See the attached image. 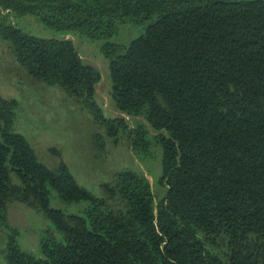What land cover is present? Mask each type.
Wrapping results in <instances>:
<instances>
[{
    "label": "trees",
    "instance_id": "16d2710c",
    "mask_svg": "<svg viewBox=\"0 0 264 264\" xmlns=\"http://www.w3.org/2000/svg\"><path fill=\"white\" fill-rule=\"evenodd\" d=\"M25 17L102 42L116 109L148 126L106 118L98 69L71 39L15 24ZM125 28L127 44L117 42ZM0 38L107 137L124 134L137 155L159 146L166 188L156 201L149 180L124 168L94 195L65 162L40 161L15 130L19 101L0 93L4 264H264V0H0ZM12 203L53 225L39 254L23 248Z\"/></svg>",
    "mask_w": 264,
    "mask_h": 264
},
{
    "label": "rangeland",
    "instance_id": "374dc122",
    "mask_svg": "<svg viewBox=\"0 0 264 264\" xmlns=\"http://www.w3.org/2000/svg\"><path fill=\"white\" fill-rule=\"evenodd\" d=\"M15 24L39 37L71 39L85 63L98 69L101 74V81L96 86V102L105 117L125 119L131 126L136 123L148 126L146 121L133 119L116 109L111 95L109 65L101 52L102 42L90 41L79 34L64 36L50 31L33 17L20 18L15 20ZM128 32L127 28L123 29L117 42L129 43L132 35ZM0 93L6 99L19 101L15 130L27 138L40 161L49 167L58 166L60 161L65 162L77 181L94 195L99 196L100 185L111 181L113 175L124 168L136 169L149 180L156 201L166 194V188L159 182V146L154 145L150 151L137 155L124 134L117 140L107 137L105 129L85 104L70 97L61 88L46 86L29 77L17 61L11 45L1 38ZM101 138L105 140L103 148ZM9 219L20 232L23 248L39 254L40 234L53 225L39 212L20 203L10 205ZM3 236L0 230V264H4L1 254L4 250Z\"/></svg>",
    "mask_w": 264,
    "mask_h": 264
}]
</instances>
